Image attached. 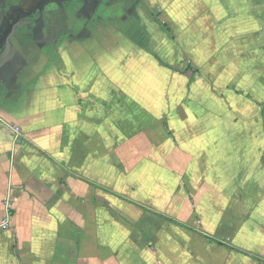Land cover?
<instances>
[{
    "label": "crops",
    "instance_id": "0c3cea01",
    "mask_svg": "<svg viewBox=\"0 0 264 264\" xmlns=\"http://www.w3.org/2000/svg\"><path fill=\"white\" fill-rule=\"evenodd\" d=\"M185 3L0 0V264H264V103L229 66L224 108L189 93L139 41Z\"/></svg>",
    "mask_w": 264,
    "mask_h": 264
},
{
    "label": "rangeland",
    "instance_id": "374dc122",
    "mask_svg": "<svg viewBox=\"0 0 264 264\" xmlns=\"http://www.w3.org/2000/svg\"><path fill=\"white\" fill-rule=\"evenodd\" d=\"M185 1L186 3L183 5L181 14L178 15L181 20H168L165 17V23L169 24L174 35L163 30L159 23L153 21L151 25L154 28L150 31L153 42H150L151 37L149 34L147 38H143V41L139 40L147 48L145 51L150 55L148 58L154 64L153 69L156 67L161 68L163 63H165L173 66L177 70L183 71L189 65H194L191 58L194 59L196 57L200 62L199 70L194 65L195 69H189L182 74L186 78L189 93L192 92L190 90L191 83L197 84V91L201 88L210 90V92L217 95L219 104L223 105L219 107L224 108V99H226V95L230 92L226 90L225 85L221 84L219 87H215L210 83H213L217 77L225 80L227 78L225 74L227 71L226 67L229 66L228 70L231 76L235 77V81H239L240 75H243L246 81L242 84L244 80L240 79L237 82L238 85H231V88L228 89H235L234 91L242 89L245 94L248 93L251 95V100L254 101L255 99L264 103V76L259 77L258 71L246 76V69L244 68L247 64H257L256 62L258 60L264 63V18L260 16L257 20L247 21V15L245 14L248 10L250 13L256 15L259 9L263 14L264 0ZM210 2L212 5L209 4ZM174 13L177 15V12ZM209 14L210 16H208ZM243 14H245L244 17ZM255 17L258 18V16ZM186 18L189 19L186 20ZM199 18L206 19L199 21ZM194 27H199L198 29L202 33H198L199 35H195V32L194 34L189 33V35H183L181 32L178 33V31L182 30H184L183 32H187ZM196 41L200 46L198 49L193 47ZM189 47L190 49L187 50ZM224 47H229L233 52L225 51ZM241 49H245L246 51L242 52L240 51ZM122 58L127 62L130 60L126 54H123ZM240 64L243 67L239 66L241 70L238 76L235 74L234 68H238L237 65ZM222 65H224V68H221ZM138 72L143 78L147 75L149 76V73L147 74L141 68H139ZM171 72L174 71L171 70ZM170 75L172 76V73ZM157 78H161L160 73H158ZM157 78L153 77V88L155 91L160 92L162 85ZM201 80L203 83H201ZM235 97L239 101L244 100L238 95H235ZM130 103L125 102L124 106V111L127 110L128 113L131 111ZM140 116L144 120H147L146 117L149 119L140 109H137L135 117L139 119Z\"/></svg>",
    "mask_w": 264,
    "mask_h": 264
},
{
    "label": "built area",
    "instance_id": "2783aa9c",
    "mask_svg": "<svg viewBox=\"0 0 264 264\" xmlns=\"http://www.w3.org/2000/svg\"><path fill=\"white\" fill-rule=\"evenodd\" d=\"M13 130L15 131L17 140H19L20 137H21V130H20V128L17 127V126H13ZM12 210H13V204H12L11 198L8 197L5 200V218L0 223V228L1 229H8L10 227Z\"/></svg>",
    "mask_w": 264,
    "mask_h": 264
},
{
    "label": "trees",
    "instance_id": "16d2710c",
    "mask_svg": "<svg viewBox=\"0 0 264 264\" xmlns=\"http://www.w3.org/2000/svg\"><path fill=\"white\" fill-rule=\"evenodd\" d=\"M114 1H118V0H114ZM111 2L113 3V0H106L105 7L108 8L111 5ZM97 12H98L97 7L96 8L94 7V14H96ZM155 22L159 23L163 30L168 31V32L172 33V35H173V32H172L171 28L168 26V24L162 22L158 18H155ZM91 23H93V20H91ZM163 66L169 67L170 69H173L175 71H179V70L175 69L173 66H170L169 64L163 63ZM189 69H195L194 65H189L188 68L186 70L181 71V73L186 72Z\"/></svg>",
    "mask_w": 264,
    "mask_h": 264
},
{
    "label": "flooded vegetation",
    "instance_id": "af4514ba",
    "mask_svg": "<svg viewBox=\"0 0 264 264\" xmlns=\"http://www.w3.org/2000/svg\"><path fill=\"white\" fill-rule=\"evenodd\" d=\"M94 7L95 8L97 7L96 0H91V4H90L91 12L92 10H94Z\"/></svg>",
    "mask_w": 264,
    "mask_h": 264
}]
</instances>
